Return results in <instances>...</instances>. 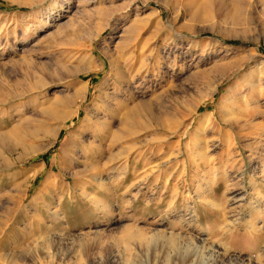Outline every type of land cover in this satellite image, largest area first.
Segmentation results:
<instances>
[{
	"label": "rangeland",
	"instance_id": "374dc122",
	"mask_svg": "<svg viewBox=\"0 0 264 264\" xmlns=\"http://www.w3.org/2000/svg\"><path fill=\"white\" fill-rule=\"evenodd\" d=\"M175 1L0 0V264H264V0Z\"/></svg>",
	"mask_w": 264,
	"mask_h": 264
},
{
	"label": "bare ground",
	"instance_id": "6f19581e",
	"mask_svg": "<svg viewBox=\"0 0 264 264\" xmlns=\"http://www.w3.org/2000/svg\"><path fill=\"white\" fill-rule=\"evenodd\" d=\"M177 10H179V0H176L175 1V3L173 4V11H177ZM237 68H239V67H237ZM240 69V68H239ZM237 70V69H236ZM238 71V70H237ZM230 75V74H229ZM74 114V113H73ZM75 115V114H74ZM71 116V113H70V115H69V113L68 114H60V113H57V112H51L50 114H48V118L47 119H51V120H53V121H67L68 120V118ZM129 116V115H128ZM71 118H72V116H71ZM58 136V135H57ZM33 137H34V134H33ZM57 138V137H56ZM24 143V142H23ZM25 144V143H24ZM22 147H23V151H24V155H23V157H30L31 156V154L32 153H29V152H27V148H26V146L25 145H21ZM34 156V155H33ZM22 157V156H21ZM26 161V160H25ZM21 163V162H20ZM64 200H65V197L64 196H61L60 197V200L58 201V204H61L62 202H64Z\"/></svg>",
	"mask_w": 264,
	"mask_h": 264
}]
</instances>
